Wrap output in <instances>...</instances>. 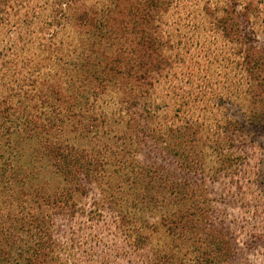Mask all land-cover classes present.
Segmentation results:
<instances>
[{
  "label": "trees",
  "instance_id": "obj_1",
  "mask_svg": "<svg viewBox=\"0 0 264 264\" xmlns=\"http://www.w3.org/2000/svg\"><path fill=\"white\" fill-rule=\"evenodd\" d=\"M45 1L79 38L95 23V15L104 13L103 19L119 6L116 0L112 10L102 11L100 2L90 7L88 0ZM129 1L126 9H119L129 19L125 22L124 17V28L150 15L142 11L150 1L124 0L123 5ZM238 2L224 0L223 6L213 9L208 3L205 12L216 16L215 9L222 10L216 19L224 29L228 25L240 29L242 19L260 26V5L248 0L245 9L238 11ZM251 33L254 41L256 34ZM245 41L254 83L247 90V112L241 118L222 111V117L201 135L200 123L184 126L187 134L179 132L168 147L172 167L138 157L143 133L139 126L118 130L93 115L74 111V103L86 94L77 79L65 86L57 80L34 88L17 85L0 93V264H256L242 255L230 227L217 218L209 184L230 178L242 189L239 206L243 210L264 209V169L261 163L256 169L250 163L254 147L264 150L263 140L257 144V136L264 134V49ZM135 42L139 45L135 61L123 58V47L113 61L127 63L130 71L158 69L160 59L163 66L155 37L143 34ZM69 52L76 55L79 48ZM100 59H86L83 65L90 71L103 69ZM109 63L110 72L115 63ZM142 74L135 76L146 79ZM91 95L96 96L97 90ZM133 141L137 144L131 150ZM207 153L218 157L216 167L203 161ZM91 184L98 197L89 204ZM255 187L261 203L252 205L246 198ZM106 209L122 235V246L98 250L105 245L95 234L86 240L75 233L63 239L59 217L98 221ZM256 238L264 246V233Z\"/></svg>",
  "mask_w": 264,
  "mask_h": 264
},
{
  "label": "rangeland",
  "instance_id": "obj_2",
  "mask_svg": "<svg viewBox=\"0 0 264 264\" xmlns=\"http://www.w3.org/2000/svg\"><path fill=\"white\" fill-rule=\"evenodd\" d=\"M147 1V10L142 11L150 15L124 28V17L125 22L129 19L119 9H126L130 1L123 5L124 0H88L90 7L100 2L102 11L106 7L112 10L116 2L118 11L106 12L103 19L104 13L95 15V23L86 27L79 38L63 16L52 13L45 0H0V93L17 85L34 88L57 80L65 86L77 79L86 94L74 103V111L93 115L118 130L139 126L143 133L138 157L147 163L172 167L174 159L168 147L179 132L187 134L184 126L200 123L201 135L222 117V111L241 118L247 112V90L253 82L244 53L245 40L251 42L254 31L256 36L251 44L264 49V0H255L260 5L261 25L242 19L240 29L229 25L224 29L218 23L216 17L223 14L222 10L215 9L216 16L205 12L208 3L213 9L223 6L224 0ZM247 1L239 0L237 10H244ZM83 5L88 7L84 2ZM241 32L245 37H240ZM143 34L157 39V52L164 57L162 67L160 59L159 68L147 70L149 73L143 69L130 71L127 63L113 61L121 47L126 51L123 58L135 61L139 50L135 41ZM78 38L82 39L80 47ZM73 48H79L76 55L69 52ZM95 57L102 58L100 66L104 68L85 69L83 62ZM107 61L115 63L114 70L109 72ZM141 73L147 78L135 76ZM93 89L97 90L96 96L91 95ZM262 140L263 133L257 136L256 143ZM136 144L133 141L131 150ZM252 153L251 168L256 169L255 165L261 163L264 169V150L257 146ZM202 159L210 167L217 165L215 153H207ZM209 184L210 196L219 211L217 218L230 227L242 255L264 264L263 240L256 238L264 233V209L257 213L253 206L243 210L239 206L242 189L230 178L221 177ZM258 195L255 187L246 199L252 205L261 203ZM96 197L98 189L91 184L86 203ZM111 219L107 209L98 221L80 216L72 221L59 217L60 234L65 239L75 233L84 240L98 235L105 245H99L98 250L122 246V235Z\"/></svg>",
  "mask_w": 264,
  "mask_h": 264
}]
</instances>
